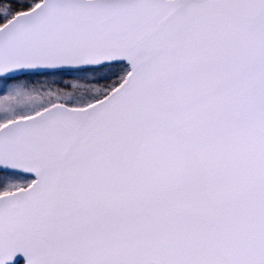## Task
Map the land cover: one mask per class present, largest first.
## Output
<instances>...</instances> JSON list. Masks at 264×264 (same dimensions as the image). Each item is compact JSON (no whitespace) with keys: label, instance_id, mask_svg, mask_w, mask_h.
Wrapping results in <instances>:
<instances>
[{"label":"snow or ice","instance_id":"6c2138e0","mask_svg":"<svg viewBox=\"0 0 264 264\" xmlns=\"http://www.w3.org/2000/svg\"><path fill=\"white\" fill-rule=\"evenodd\" d=\"M0 264H264V0H0Z\"/></svg>","mask_w":264,"mask_h":264}]
</instances>
